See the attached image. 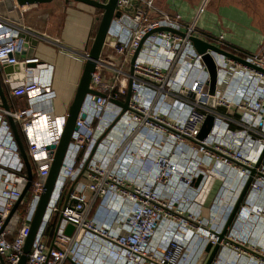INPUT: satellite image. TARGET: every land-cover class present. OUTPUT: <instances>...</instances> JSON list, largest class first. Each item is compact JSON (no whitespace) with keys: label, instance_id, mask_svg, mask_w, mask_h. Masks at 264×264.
I'll return each instance as SVG.
<instances>
[{"label":"built area","instance_id":"obj_1","mask_svg":"<svg viewBox=\"0 0 264 264\" xmlns=\"http://www.w3.org/2000/svg\"><path fill=\"white\" fill-rule=\"evenodd\" d=\"M207 1L201 0L186 20L162 0H118L121 15L114 16L104 46L110 49L102 52L91 77L90 87L100 94H86L49 216L26 264L68 259L76 264H198L187 249L202 238L206 246L230 249L228 237L219 241V234L237 204L234 191L250 180L248 196L258 200L264 189V156L252 173L264 151V72L208 50L218 70L212 95L210 72L191 37L263 70L264 51L246 53L225 34L202 30L199 20ZM31 36L0 15V66L30 65L9 87L10 97L25 98L26 104L5 114L25 136L33 174L12 213L29 179L6 119L0 128V264H18L23 255L54 160L52 146L60 143L68 116L53 109V65L37 56L22 58ZM129 89L124 110L116 101L125 102ZM208 114L214 125L198 142ZM217 182L221 185L208 206ZM230 183L232 191L226 192ZM248 196L235 212L239 230L260 215L258 202L248 203ZM57 213L61 221L48 236L47 225ZM69 224L74 225L70 236L65 233ZM103 250L106 257L100 256Z\"/></svg>","mask_w":264,"mask_h":264},{"label":"crops","instance_id":"obj_2","mask_svg":"<svg viewBox=\"0 0 264 264\" xmlns=\"http://www.w3.org/2000/svg\"><path fill=\"white\" fill-rule=\"evenodd\" d=\"M162 1L167 8L189 20L201 0ZM20 10L23 22L17 24L32 34L24 57L37 56L42 62L53 65V109L57 114L68 113L84 70L86 60L83 55L91 49L103 11L83 2L65 0L28 5L26 8L20 7ZM200 26L202 30L213 34H225L229 42L246 53L264 51V23L259 22L248 8L238 3L220 0L217 3L212 2L201 16ZM109 49L106 46L103 52ZM28 66L30 65L26 67ZM20 73L14 70L11 76ZM0 79L7 88L10 87V80L3 66H0ZM6 96L11 110L17 108L18 103L26 104L25 98H11L9 91ZM6 119L0 96V128ZM216 185L218 186L215 190ZM220 185L221 182L215 184L212 191L214 193L215 190V193L212 198V193L210 194L208 206L212 204ZM98 204L99 200L94 204V211ZM204 214L210 215L208 207ZM65 264L76 263L68 259Z\"/></svg>","mask_w":264,"mask_h":264},{"label":"water","instance_id":"obj_3","mask_svg":"<svg viewBox=\"0 0 264 264\" xmlns=\"http://www.w3.org/2000/svg\"><path fill=\"white\" fill-rule=\"evenodd\" d=\"M53 0H0V15L13 21L16 23H21L23 22V16H22V12L20 10L21 6H30V5H36V4H40V3H47V2H51ZM66 2L69 1H76V2H83L86 4H89L91 6H94L96 8H100L103 10L102 16L99 18L100 23L98 26V30L97 33L94 37V41L93 44L91 46L90 51L88 52V59L85 62V66H84V70L79 82V85L77 87V91L75 94V97L69 107L68 110V116H67V122H66V126L64 128V132L62 135V138L60 140V143L57 146H52V148H55L54 150V160L50 169V173L49 176L47 178L46 181V185L44 188V191L41 195V198L39 200V203L37 205V209L34 215L33 220L31 221V229H30V233L26 239L25 245H24V249H23V255L21 256L18 264H26L27 261V255L30 253V251L32 250L33 247V243L37 237V234L39 233L41 227L43 226V224L45 223L47 217L49 216L50 213V207L51 204L54 200L55 194H56V188L58 185V179H59V175L62 169V165L64 163V159L69 147V144L71 142L72 139V135L73 132L75 130H77V118L78 115L80 113V109L83 105L84 99L86 97L87 93H96V94H100V92L92 89L90 87L91 84V77L92 74L94 73L96 67H97V63L101 58L104 46L108 40V33H109V29L111 27L112 24V20L114 18V16H120L121 12L120 10H117V6H118V0H106V1H101V0H65ZM163 29H170V28H159L158 30H163ZM194 47L196 48V50L199 53H203V60L207 65V68L210 72V94L214 95L216 92V84H217V79H218V70H217V66L214 62L213 57L211 56L210 52H208V50H213V51H218L221 52L229 57H233L235 59H237L238 61L248 64L260 71L264 70L262 68H259L253 64H251L250 62L246 61L245 59L235 56L234 54L225 51L221 48H218L217 46L210 44L208 42H205L197 37H191ZM28 44L26 45L27 48ZM27 49H25L22 52V58L24 57V54L26 52ZM140 51V47L136 50L133 58H132V66H131V73H133V65L134 62L139 54ZM26 64L19 63V64H5L3 65V69L5 71V73L7 74L8 78L10 81H13V79L17 80L19 78L20 75H23L24 70L26 68ZM14 70H16L17 72L20 71V74H16L15 76H11V74H13ZM0 96H1V100H2V106L4 109L6 110H10V105L8 103V98L6 96V93L4 91L3 85H2V80L0 79ZM131 96V89H129L128 94H127V98L125 102H120V101H116L119 104H121L125 109L128 108V102ZM215 103L214 98L211 99V104L213 105ZM85 115L82 114V117H84ZM7 120L8 123L14 133L15 139L19 145L20 148V152H21V156L24 159L26 168H27V173H28V179L29 182L27 184V186L25 187V189L23 190V194L20 198V200L17 202V204L15 205V207L12 210V213L16 210L17 206L19 205V203L23 200V198L25 197L28 189L31 186L32 183V179H33V174H32V166L28 157V154L26 152V149L24 147V144L22 142L21 139V135L19 132V128L17 126V123L15 122V120L8 115L7 116ZM214 125V116L211 114H208L204 125L201 129V132L198 135V142H200L201 140L205 139L208 134L210 133L212 127ZM264 156V151L262 152V154L260 155V158L255 166V168H252V173L256 172V168L258 167L259 163L261 162L262 158ZM250 184V180L247 182V184L244 186L242 192H241V196L239 198V203L241 202L243 196L245 195L246 191L248 190ZM239 203L237 202L235 209L230 217V219L228 220L229 222L232 220L238 206ZM11 213V214H12ZM61 221V217L59 222ZM74 231V225L69 224L65 230V233L67 235H71ZM225 230H223L222 233L219 234V241L221 239H223L225 237ZM219 250V243L217 244H212V243H208L207 247H206V251L208 253H210V255L208 256V258L205 261L206 256H204L202 258V260L199 261V264H213L214 263V258L215 255L217 254Z\"/></svg>","mask_w":264,"mask_h":264},{"label":"rangeland","instance_id":"obj_4","mask_svg":"<svg viewBox=\"0 0 264 264\" xmlns=\"http://www.w3.org/2000/svg\"><path fill=\"white\" fill-rule=\"evenodd\" d=\"M218 1L219 0H208L206 9L208 8L209 4H211L212 2L217 3ZM220 1L238 3L248 8V10H250L254 14V16L259 22L264 23L263 0H220ZM200 28L202 29L201 26ZM217 186L218 185L215 186L214 188L215 190L217 189ZM242 190L238 194L236 200L238 203ZM214 193H212L211 198L214 196ZM249 193L250 191L248 189V191H246L245 195L243 196L242 200L245 199ZM254 200L258 202L257 210L260 213V215H258V217H251L250 219H247L249 220V228L248 229L244 228L242 229L243 231L239 230V224L241 223L239 220L237 222L235 220L236 223L235 225H234V221L232 224H231L232 220L230 222L227 221L224 230L226 231L225 235L228 237L226 242H228V247H230V249L229 248L222 249V246H219V250L214 258L213 264H264V189L258 195V200L256 196L253 197L248 196V203L253 204ZM209 203L210 200H208V204ZM206 247L207 246L205 245L203 238L200 240V242L198 241L196 243L195 240V241H191L188 244L187 250L189 252V255L193 257L194 263L199 260H202L204 256H206L205 258L206 261V259L211 253V252L208 253L206 251ZM104 252L105 250L101 251V255L106 257L107 254ZM238 254H242V257L240 258Z\"/></svg>","mask_w":264,"mask_h":264},{"label":"trees","instance_id":"obj_5","mask_svg":"<svg viewBox=\"0 0 264 264\" xmlns=\"http://www.w3.org/2000/svg\"><path fill=\"white\" fill-rule=\"evenodd\" d=\"M100 10L103 11L102 9H100ZM2 85H3V88H4L5 93L7 94V92L9 91V87L7 88V86H5V84L3 82H2ZM19 132H20L21 139H22V142L24 144V147H25V149H27V141L25 139L24 134L20 130V128H19ZM28 201H29V196L26 197V200L24 201V204L22 205L21 209H23L27 205ZM235 217H236V213L234 214V216L232 218L231 224L233 223ZM59 219H60V214L57 213V214H55L52 217L51 221L48 223L47 229H46V232H47V235L48 236H53L54 235L55 229H56V226L58 224ZM49 226H50V228H49Z\"/></svg>","mask_w":264,"mask_h":264},{"label":"bare ground","instance_id":"obj_6","mask_svg":"<svg viewBox=\"0 0 264 264\" xmlns=\"http://www.w3.org/2000/svg\"><path fill=\"white\" fill-rule=\"evenodd\" d=\"M26 7H27L26 5H25V6H21V8H26ZM228 185H229V186H228V188L226 189V192H230V191H232V185H234V184H233V183H230V184H228ZM240 191H241V188H240V187L237 189L236 192L234 191L235 196H234L233 201L235 200L236 196L240 193ZM227 198H228V195L225 197V201L227 200ZM100 256H102V255H100Z\"/></svg>","mask_w":264,"mask_h":264}]
</instances>
